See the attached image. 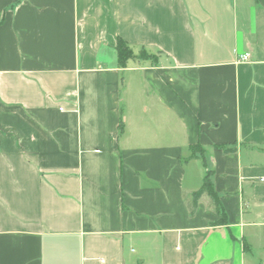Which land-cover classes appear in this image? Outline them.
I'll use <instances>...</instances> for the list:
<instances>
[{
    "label": "crops",
    "instance_id": "1",
    "mask_svg": "<svg viewBox=\"0 0 264 264\" xmlns=\"http://www.w3.org/2000/svg\"><path fill=\"white\" fill-rule=\"evenodd\" d=\"M0 264H264V0H0Z\"/></svg>",
    "mask_w": 264,
    "mask_h": 264
},
{
    "label": "trees",
    "instance_id": "2",
    "mask_svg": "<svg viewBox=\"0 0 264 264\" xmlns=\"http://www.w3.org/2000/svg\"><path fill=\"white\" fill-rule=\"evenodd\" d=\"M116 53H117V65L119 68H125L127 66V63L130 60L133 59H139V60H144L147 58H150L151 56H149L147 54L146 51H141V53L139 55H135V53L133 52V50L130 48V46L122 39H119L117 41V45H116ZM225 154H231V153H235L236 148H223ZM204 195H208L211 200L214 203V206L216 208V211L221 214L222 218H225V214L223 213V211L220 208V203H219V199L216 196V193L214 191L213 188V184L210 180V176H206L203 186L202 188L193 193L191 196V203L189 204V210H190V214L191 216H194L196 209L198 207V203L200 201V199L204 196ZM222 219V220H223ZM226 221L223 220L219 223H225Z\"/></svg>",
    "mask_w": 264,
    "mask_h": 264
},
{
    "label": "built area",
    "instance_id": "3",
    "mask_svg": "<svg viewBox=\"0 0 264 264\" xmlns=\"http://www.w3.org/2000/svg\"><path fill=\"white\" fill-rule=\"evenodd\" d=\"M248 60H249V56L248 55L242 57V61L246 62Z\"/></svg>",
    "mask_w": 264,
    "mask_h": 264
}]
</instances>
